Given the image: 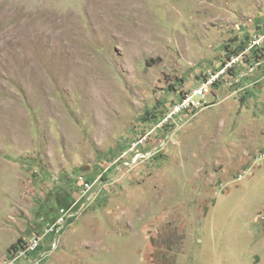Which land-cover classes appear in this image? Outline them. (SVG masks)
<instances>
[{
	"label": "rangeland",
	"instance_id": "1",
	"mask_svg": "<svg viewBox=\"0 0 264 264\" xmlns=\"http://www.w3.org/2000/svg\"><path fill=\"white\" fill-rule=\"evenodd\" d=\"M263 43L264 0H0V264L58 208L43 264H264Z\"/></svg>",
	"mask_w": 264,
	"mask_h": 264
},
{
	"label": "built area",
	"instance_id": "2",
	"mask_svg": "<svg viewBox=\"0 0 264 264\" xmlns=\"http://www.w3.org/2000/svg\"><path fill=\"white\" fill-rule=\"evenodd\" d=\"M234 62L231 60V63ZM218 78L219 74L212 75L210 78L203 80L194 89L180 93L179 99L167 107L163 113L162 120L156 128L170 125L173 126L174 131H177L180 128L177 120L183 117L180 119V124L186 120L188 122L194 113L204 106L206 98L211 94L213 84ZM145 139L146 137H143L132 143V150L142 144ZM73 180L86 203L92 202L95 181L87 180L81 175L73 177ZM73 217L74 214L69 209H58L54 220L42 221L30 238L22 241L19 246L13 249L11 256L3 264H18L19 262L22 264H43L48 254L47 251L55 250L59 246L60 235Z\"/></svg>",
	"mask_w": 264,
	"mask_h": 264
},
{
	"label": "bare ground",
	"instance_id": "3",
	"mask_svg": "<svg viewBox=\"0 0 264 264\" xmlns=\"http://www.w3.org/2000/svg\"><path fill=\"white\" fill-rule=\"evenodd\" d=\"M25 34V33H24ZM31 38V37H30ZM28 40V39H27ZM24 41V40H23ZM26 46V45H24ZM23 46V47H24ZM34 46V45H33ZM32 47V46H30ZM22 51V50H21ZM20 52V51H19ZM18 52V53H19ZM26 52V51H25ZM9 54V53H8ZM78 56V55H76ZM80 56V55H79ZM81 58V57H80ZM5 59V58H4ZM78 60V59H76ZM10 61V60H9ZM58 62V61H57ZM18 64V63H17ZM58 64V63H57ZM60 64V63H59ZM14 65V64H13ZM62 65V64H61ZM58 66V65H57ZM61 74H58L60 76V80H62L63 82H68V83H76V84H80L81 86H87L88 87V80L87 81H84L83 77H85L84 75L85 74H88L89 72V65H87V63H76V61H68L66 62L65 64L63 63L62 66H58ZM22 71V70H21ZM57 71V70H56ZM14 72V71H13ZM58 72V71H57ZM59 72V73H60ZM58 76V77H59ZM55 77V76H54ZM61 83V82H60ZM64 84V83H62ZM71 85V84H70ZM95 86V85H94ZM100 88H102L100 86Z\"/></svg>",
	"mask_w": 264,
	"mask_h": 264
},
{
	"label": "trees",
	"instance_id": "4",
	"mask_svg": "<svg viewBox=\"0 0 264 264\" xmlns=\"http://www.w3.org/2000/svg\"><path fill=\"white\" fill-rule=\"evenodd\" d=\"M242 49H243V48H241L240 51H242ZM255 51H256V52H255ZM255 51H254V54H256L257 56L259 55L260 58H261V57H264V43H263V45H261L259 48L255 49ZM58 209H59V208H58ZM58 209H57V211H58ZM51 221H52V220H51ZM70 222H71V221H70ZM14 248H16L15 245H13L12 247H10V249H14Z\"/></svg>",
	"mask_w": 264,
	"mask_h": 264
}]
</instances>
